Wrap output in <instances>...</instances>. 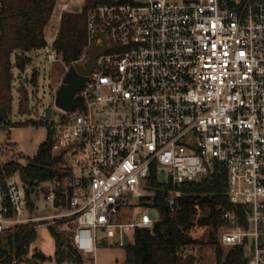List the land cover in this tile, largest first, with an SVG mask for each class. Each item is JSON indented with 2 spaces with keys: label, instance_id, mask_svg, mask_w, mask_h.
<instances>
[{
  "label": "built area",
  "instance_id": "built-area-1",
  "mask_svg": "<svg viewBox=\"0 0 264 264\" xmlns=\"http://www.w3.org/2000/svg\"><path fill=\"white\" fill-rule=\"evenodd\" d=\"M76 2L58 0L60 19ZM85 24L76 62L107 49L75 94L83 107L61 110L50 125L61 168L32 186L17 170L0 172V235L71 217L73 247L95 259L99 230L124 246L135 228L157 222L147 213L113 220L121 206L153 197V164L173 185L224 168L228 200L244 217L224 213L231 225L220 243L242 248L235 264H264V1L100 0ZM45 58L60 60L54 45ZM40 192L50 214H35ZM180 195L168 196L172 210ZM204 229L187 234L197 239Z\"/></svg>",
  "mask_w": 264,
  "mask_h": 264
},
{
  "label": "trees",
  "instance_id": "trees-1",
  "mask_svg": "<svg viewBox=\"0 0 264 264\" xmlns=\"http://www.w3.org/2000/svg\"><path fill=\"white\" fill-rule=\"evenodd\" d=\"M99 1L85 0L86 5L81 12L62 14L53 45L66 63L70 64L74 52L79 54L84 47L86 10ZM57 2L58 0H0V108L5 112L11 109L13 79L11 56L19 52L20 56H15L14 66L24 69L22 67L31 62L26 53L46 47L44 29L52 18ZM34 123L46 125L47 130V138L38 146L36 154L25 164L11 161L0 165V172L11 173L17 170L30 186L37 180L50 178L56 173L53 170L56 163L51 152L54 131L50 127L54 121L52 118L43 121L35 119ZM159 174V170L153 164L147 179V187L154 191V195L152 198L142 199L141 205L156 208L161 219L152 228H135L127 236L124 245L125 264H193L192 256L181 259L187 246L200 242L187 234L190 228L198 225L211 226L218 230L225 224L224 213L228 211L244 217V210L233 206L228 200L227 173L224 168L198 182H183L180 185L159 179ZM174 188L178 189L181 195L172 210L167 198ZM201 210L205 213L197 218ZM48 229L57 245L55 250L57 264L66 261L86 264L82 254L73 247L68 238H64L62 232L57 231L53 225H49ZM36 236V229L30 226L0 235V264H17L16 262L21 261ZM210 237L214 239L215 234L210 233ZM241 253L240 246L232 247L226 253L220 247H216V264H235L241 260ZM35 257L42 260L51 259V256H45L43 253H37Z\"/></svg>",
  "mask_w": 264,
  "mask_h": 264
},
{
  "label": "rangeland",
  "instance_id": "rangeland-1",
  "mask_svg": "<svg viewBox=\"0 0 264 264\" xmlns=\"http://www.w3.org/2000/svg\"><path fill=\"white\" fill-rule=\"evenodd\" d=\"M84 6V0H77L71 6L70 11L73 13L81 12ZM60 5H55L53 15L49 23L44 29L47 45L44 48L33 49L26 53L31 62L24 65V69L14 66L15 56H11L13 63L11 82V109L4 113L5 121L0 123V165L5 163L17 162L25 164L36 154L38 146L47 138L46 125H39L42 122L34 123V120L51 119L57 122L62 111L56 107L54 103V90L61 84L62 77L69 66L62 57L56 62H49L45 58L46 52L53 48L54 41L57 37L60 27L59 16ZM77 56L79 55L76 52ZM26 97V99H25ZM70 157L68 154L63 158V165L69 164ZM61 165L58 163L53 166V170H58ZM18 175V173H17ZM19 176V175H18ZM167 171L160 172L159 179L165 180ZM142 200H132L129 206H121L118 213L113 217L114 221H131L137 219L142 213H147L154 221L161 219L160 212L153 207L141 205ZM36 204L35 214H50V205L44 198V194L40 192L34 196ZM64 209H56L53 212L63 211ZM201 210L197 214V218L204 214ZM55 229L62 232L64 238H68L71 242L72 233L75 222L71 217L58 219L52 224ZM228 221L219 228L214 230L211 226H206L202 231V236L197 239L200 242L187 246L183 253L187 256L194 257L193 264H216L215 249L220 247L224 253L230 248L220 243V234L222 230L230 229ZM198 226V225H195ZM36 239L31 244L26 256L22 257L17 264H57L55 258L56 242L54 236L48 229V226H40L36 229ZM210 233L215 234V238L210 237ZM97 248L94 257L83 256L86 264H125L124 246L116 244L115 236L112 230L97 232ZM130 241L132 238L129 239ZM37 253H43L45 256H51L49 260L36 258ZM15 263V262H14ZM62 264H73L71 261Z\"/></svg>",
  "mask_w": 264,
  "mask_h": 264
},
{
  "label": "water",
  "instance_id": "water-1",
  "mask_svg": "<svg viewBox=\"0 0 264 264\" xmlns=\"http://www.w3.org/2000/svg\"><path fill=\"white\" fill-rule=\"evenodd\" d=\"M103 36V34H102ZM105 45H97L90 53L89 59L84 65H80L76 62L77 54L74 52L72 61L74 64L70 65L65 72L61 84L55 91L54 103L60 110L71 112L76 107H83V99L81 96H75L84 82L87 79L88 74L97 67V57L106 51ZM4 109L0 108V121L4 119ZM61 154L53 157V161L56 163L60 160ZM58 205V201L54 203Z\"/></svg>",
  "mask_w": 264,
  "mask_h": 264
}]
</instances>
